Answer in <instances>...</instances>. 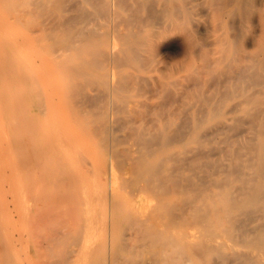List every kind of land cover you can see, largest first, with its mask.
I'll return each mask as SVG.
<instances>
[{"label":"bare ground","instance_id":"1","mask_svg":"<svg viewBox=\"0 0 264 264\" xmlns=\"http://www.w3.org/2000/svg\"><path fill=\"white\" fill-rule=\"evenodd\" d=\"M260 1L0 0V111L10 113L2 139L14 157L0 174H26L17 191L6 182L11 192L1 194L0 264H14L15 237L2 238L9 200L22 201L18 239L27 259L19 264H264ZM201 6L236 31L222 39L221 55L199 46L192 30ZM254 17L260 31L246 48ZM174 34L187 40L182 65L199 72L190 68L194 53L208 58L203 71L224 84L236 113L228 115L223 99L198 96L200 112L185 106L177 125H132L134 96ZM30 102L32 116L20 119ZM61 206L70 213L58 216Z\"/></svg>","mask_w":264,"mask_h":264},{"label":"rangeland","instance_id":"2","mask_svg":"<svg viewBox=\"0 0 264 264\" xmlns=\"http://www.w3.org/2000/svg\"><path fill=\"white\" fill-rule=\"evenodd\" d=\"M263 2L264 0L263 1L261 0L260 3L258 2V6L263 7ZM206 8L201 6V7H198V9L195 11V18L192 24V30L198 39L199 46L210 47L213 51L216 50L217 55H221L222 51L220 47H221L222 39L227 34V32H229V35H230V34L235 33L236 31L234 29H229L227 31V29L222 25L219 14L216 11H212V10H209V8L207 9ZM260 27H261L260 21H258L257 18L254 17L250 20L248 34L245 38L246 48L252 44L255 35L260 31ZM160 46H161L160 50L157 52V55H156L157 61L154 64L153 70L150 72L154 76L153 79H151L149 85H146L143 88L141 87V90H138V92H136L134 96V100L136 101V103H138L137 106H140V107H138L137 109L139 110L138 112H133V113L131 112L130 114L132 125L133 124L134 125L146 124L149 128L155 129L161 126V124L164 121H166L168 118H171L174 122V125H177L183 121V118L186 115V111L184 110L185 106L193 105L192 110L195 112H200V108L198 106L199 102L197 100L198 96H202V97L212 96L213 102L223 99L224 105L226 106V108H228V115H231L237 112V111L234 112L233 110H231V107L232 109H236L235 107H233L236 101L234 99L226 100L223 97V96H226L225 92L223 91L224 84H221V83L218 84V83H215L213 80H210L207 73L203 71V68L201 66L206 65L210 62L208 61V58L203 59L199 51H196L194 53L195 61L193 62V65H191L190 68H193V69L196 68L199 70V72L191 73L190 72L191 70H188L187 66L182 65L185 62L187 58V54H188L187 40L183 35L174 34L171 37L167 38L165 41H163L160 44ZM242 53L246 54V51H243ZM212 56L214 57V55ZM174 66L176 67L174 68ZM198 66H200L202 69H199ZM227 78L228 76L226 77V74H223L221 76V81L224 82L225 80H228ZM172 81L176 82V86L173 83H171ZM231 82H232L231 84L233 85L234 81L231 80ZM9 98L10 97H8L7 100ZM31 105H32V102H30L28 106L24 105V109L27 107V111L23 110L20 112L19 114L20 119L22 115H23V118L24 116L28 118L32 116L31 110L29 109ZM8 116H10L9 110L5 111V117L2 116V112L0 111V153L2 152L3 154V155L0 154V166L2 164L4 165V167H10L14 160V157L12 160L11 159L12 156H10L8 151L5 149L6 144L4 140L2 139L5 133V129L9 125L10 119L8 118ZM19 123L21 125L23 124L22 121H20ZM122 130H123L122 132L125 135L129 133L128 126L122 127ZM24 135L25 133H23L22 128H19V130L14 135V138H16L17 140H21V138ZM244 135L245 133L241 132L237 135V137H243ZM130 141L135 146H137L136 141L134 140L133 137L131 138ZM180 145L181 143H178V146H176V149L179 150ZM2 167H0V170H2L1 169ZM12 170L13 172L10 178L11 181L9 180L7 173H5L6 175L5 177H1V175L3 174L2 173L3 171L1 172L2 174H0V186H2L1 183L3 182L5 183L14 182V184L15 183L16 184L13 186L11 190L13 189L16 190L17 185L20 186L23 181L24 182L26 181V179H21L22 176L23 178H26L25 176L26 174L24 175V171H23V174H20L22 175L20 178L19 177L20 175L18 176V173H20L19 172L20 170L16 171L17 169H15L14 167H12ZM10 171L11 170H9L8 173ZM21 180L22 182H20ZM35 181H38V180H35ZM35 181L33 182V184L31 182V185H34V186H31L32 188H36V189L41 188L42 190L43 188H45V185L49 184L46 187H48V189H51L49 182H46L43 185L41 181H39L40 183L35 182ZM11 183H10V186L12 187L13 183L12 185ZM41 184L43 185L42 187H41ZM5 185L6 187H4ZM5 185L2 186L4 188L0 187V189L2 188L0 190L1 192L0 199L3 195L2 193H5L3 192L5 188L6 189L8 188L7 190L8 192L10 191L9 190L10 187H8L9 185L7 183ZM15 190H14L15 193H13V195L15 194L16 198L20 197L22 200V197H21L22 194L20 193H23L24 189H22L21 192L19 189L18 192L20 193L16 192L17 190L16 191ZM5 195H6L5 196L6 199L8 198L9 200L10 198L11 200H13L12 199L13 196H11V193H7ZM132 197H134L135 199L136 195L134 194L128 195V198H132ZM2 200L5 201L4 199ZM130 200L135 201L132 199ZM8 202L10 206L8 205V203L7 205L9 206V209L10 207L11 209L10 211L8 210L9 212H6L3 216L10 217V222H3L5 224V227L2 232V238H5L9 235L12 237L13 236L15 237V239H13L15 242V246H11L12 251H11V254L8 255V258L11 259L14 264H19L21 262H25V260L27 259L25 258L26 255L24 254L25 251L27 252V247L24 245L22 248L23 241L22 239H20L21 241L18 239L19 237L21 238L19 234L23 233V232H20L22 231L21 228H23V231H24V226L23 227L21 226L22 224L25 225V222L23 223L20 220L21 219L20 214L22 213L20 210L22 209H20L21 205L19 204V202H22V201L19 200L18 203L15 202L16 204L14 203V201H12L13 204L10 203V200ZM126 203H127V200H126ZM18 204L19 206L17 207ZM67 211L69 214L70 211L69 210L64 211V208L61 206L56 209L55 213L58 214V216H60V214L67 213ZM60 225L61 223L59 224V226ZM26 237L28 238V234L26 235ZM4 242L6 243L5 239H4ZM5 255L7 256V254Z\"/></svg>","mask_w":264,"mask_h":264}]
</instances>
